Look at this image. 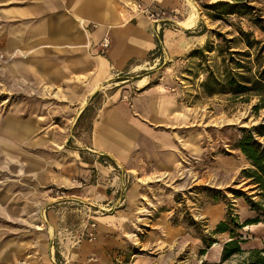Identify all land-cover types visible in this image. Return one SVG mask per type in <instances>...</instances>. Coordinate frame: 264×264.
<instances>
[{"label":"crops","instance_id":"obj_1","mask_svg":"<svg viewBox=\"0 0 264 264\" xmlns=\"http://www.w3.org/2000/svg\"><path fill=\"white\" fill-rule=\"evenodd\" d=\"M139 3L152 13L167 10L169 18L160 19L157 24L137 9ZM188 6L186 0H0L4 87L13 97L42 99L41 102L50 98L51 106L40 109L49 119L74 111L78 119L87 111L91 113L87 122L90 131L83 138L87 156L94 169L106 170L109 176L108 185L98 191L97 199L108 200V208L104 209L107 212L117 210L120 222L115 221L114 225L120 228L123 222L130 221L125 216L129 209L122 207L129 200L134 202L140 183H132L125 199L122 194L116 201L113 199L131 178L166 175L177 182L173 189L177 192L175 188H197L203 179L217 175L216 171L232 180L234 173L251 166L240 152L236 156H212L202 169L207 159L201 127L191 122L180 101L183 59L202 42L196 27H182V15ZM105 37L110 38L111 45L101 53L100 44ZM96 97L100 98L98 106ZM24 108L20 102L15 109L21 113ZM14 131V141L23 142L30 136L28 131ZM26 157L18 162H23V168H30V172L19 174L13 181L3 177L7 180L0 182V264H15L27 249L31 251L27 237L10 226L25 227L31 210L41 211L54 204L50 198L47 201L46 185L64 184V178L58 177L51 165L42 166L45 160L41 154ZM74 169L70 166L66 173ZM15 186L19 190H14ZM133 187L136 189L129 196ZM168 192L163 203L171 205L175 192ZM237 205L239 216L244 213L248 221H260L251 225L258 230L253 239L242 238L243 250L264 248V210L259 215L244 198L237 200ZM197 211L195 218L209 223V239L214 241L206 250L207 258H223L231 235L215 231L226 220L225 204H209ZM107 222L112 221L98 222L96 239L85 241L92 244V249L82 261L77 250L75 264H113L111 250L120 244L123 234H107ZM238 234L244 236L242 231ZM217 235L223 237L221 243ZM197 246L204 247V239ZM35 247L42 262L54 255V248H43L37 243ZM136 256V264H150L146 257Z\"/></svg>","mask_w":264,"mask_h":264},{"label":"rangeland","instance_id":"obj_2","mask_svg":"<svg viewBox=\"0 0 264 264\" xmlns=\"http://www.w3.org/2000/svg\"><path fill=\"white\" fill-rule=\"evenodd\" d=\"M186 1L190 9L186 7L187 11L182 15V27H196V34L201 36L202 42L183 59L180 101L191 122L201 127L203 153L207 159L203 161V169L212 156L239 155L237 146L245 131L254 132L255 127L264 124V103L261 102L264 90L253 84L264 72V0ZM221 2L236 5L233 14H225L228 13L227 8H213ZM2 68L0 64V182L7 180L3 177L13 181L19 174L30 172V168H23L24 163L18 162L19 159L40 154L45 160L42 166L48 163L58 177L64 178V184L54 183L45 187L47 201L50 198L54 204L41 211L31 210L25 219V227L10 226L27 237L31 249H27L15 264H75L77 250L82 261L92 249V244L85 241L96 239L95 231L105 220L112 221L111 224L107 222V234H120V231L123 234L119 238L120 244L111 250L113 264H136V255L146 257L150 264L248 263L249 250L228 260L221 257L209 260L206 243L202 248L197 246L199 240L208 241L211 237L209 223L195 218L201 207L225 204L226 216L231 213L239 217L240 223L248 221L244 213L239 216L241 210L237 200L244 198L249 204V198L254 197L256 202L260 198L256 196V187L251 185L253 181L245 177L244 171L234 173L232 180L227 178V174L214 171L218 174L203 179L197 188H175L177 192L173 190L177 182L166 178V175L141 180L131 178L113 199L116 201L121 194L125 199L132 183H140L134 202L129 200L122 207L129 209L125 216L130 221L123 222L121 228L120 225L115 226V221L120 222L117 210H104L108 208L105 207L108 200H98L96 195L108 185L109 176L105 174L106 170L92 167L83 141L90 131L87 122L91 113L87 111L80 119L76 111L49 119V115L40 109L51 106L50 98L41 102L42 99L9 96L3 85ZM232 81L234 84L231 85ZM245 87L252 90L247 91ZM94 101L98 106L100 98L96 97ZM20 102L25 105V111L17 113L15 108ZM26 127L30 129L25 130ZM14 130L28 131L26 134L30 136L27 141H14L13 137L17 135ZM257 139L264 145V137ZM70 166L75 169L66 173ZM247 170H252L251 166ZM17 188L15 186L14 190H19ZM135 189L133 187L129 191V196ZM167 190L175 192L176 198L171 205L163 203V198L169 194ZM235 191H241L243 197H238ZM108 193H113L111 187ZM255 212L261 215L260 211ZM110 228L118 230L110 232ZM256 229V226H247L240 231L244 238L253 239L258 232ZM90 234L95 238L90 239ZM217 237L221 243L223 237ZM35 243L43 248H54V255L40 261Z\"/></svg>","mask_w":264,"mask_h":264},{"label":"trees","instance_id":"obj_3","mask_svg":"<svg viewBox=\"0 0 264 264\" xmlns=\"http://www.w3.org/2000/svg\"><path fill=\"white\" fill-rule=\"evenodd\" d=\"M213 8H227L228 10H226V12L228 13L225 14H233L232 12H234L233 10L236 9V5L221 2L213 5ZM232 84H234V81L231 82V85ZM253 84L261 86V89L264 90V72L260 74L258 80H256ZM245 88L247 91L252 90L249 87ZM261 102L264 103V95L261 97ZM257 137H264V124H260L259 126L255 127L254 132L251 130H246L238 143L237 149L240 150V152L245 156L251 165L252 170H245L243 173H245V177L247 179H251L253 181L251 185L256 187V196L260 198L259 202L254 201V197L249 198V204L251 205L253 211L258 210L261 213V210H264V145L259 142ZM235 194L238 197H243V193L241 191H235ZM238 218V216L236 217L231 215V213H228L226 220L220 223L215 231L217 234L229 232L231 235L232 240L227 243L224 248V260H228L232 256L244 252L242 248V244L244 243L242 238H244V236L239 235L238 231L249 225L251 226L260 222L259 219H255L246 221L242 224ZM208 241L204 239L206 247L210 248L211 245L214 244V241L211 239ZM250 251L251 252L247 264H264V248Z\"/></svg>","mask_w":264,"mask_h":264},{"label":"built area","instance_id":"obj_4","mask_svg":"<svg viewBox=\"0 0 264 264\" xmlns=\"http://www.w3.org/2000/svg\"><path fill=\"white\" fill-rule=\"evenodd\" d=\"M137 9L140 12L147 13L149 15L150 19L155 21L157 24L160 23V19H163V18L166 19L168 17V11L167 10H161L159 13H152L148 10V8H144L143 5L140 3L137 4ZM110 45H111L110 38L105 37L100 44L101 53H105L110 48ZM93 227H96V225H93ZM89 238L94 239L95 238L94 234H90Z\"/></svg>","mask_w":264,"mask_h":264},{"label":"bare ground","instance_id":"obj_5","mask_svg":"<svg viewBox=\"0 0 264 264\" xmlns=\"http://www.w3.org/2000/svg\"><path fill=\"white\" fill-rule=\"evenodd\" d=\"M190 2H191V1H190ZM185 27H188V26H185ZM186 29H189V28H186ZM241 116H242V115H241ZM241 116H240V118H242Z\"/></svg>","mask_w":264,"mask_h":264}]
</instances>
